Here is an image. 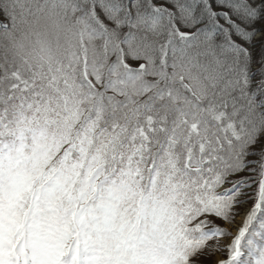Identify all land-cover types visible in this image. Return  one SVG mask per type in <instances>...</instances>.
<instances>
[{"label": "snow or ice", "instance_id": "6c2138e0", "mask_svg": "<svg viewBox=\"0 0 264 264\" xmlns=\"http://www.w3.org/2000/svg\"><path fill=\"white\" fill-rule=\"evenodd\" d=\"M0 264H264V0H0Z\"/></svg>", "mask_w": 264, "mask_h": 264}]
</instances>
